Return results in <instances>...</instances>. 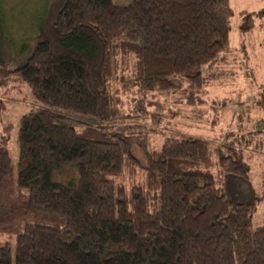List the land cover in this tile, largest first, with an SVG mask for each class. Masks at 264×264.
I'll return each instance as SVG.
<instances>
[{
  "label": "trees",
  "instance_id": "16d2710c",
  "mask_svg": "<svg viewBox=\"0 0 264 264\" xmlns=\"http://www.w3.org/2000/svg\"><path fill=\"white\" fill-rule=\"evenodd\" d=\"M45 9L10 72L33 104L19 119L16 165L0 137V182L15 175L29 209L59 222L24 224L13 251L0 242V264H264L255 201L223 190L228 176L248 179L241 148L173 133L159 118L161 97L193 106L209 86L230 50L229 0H49Z\"/></svg>",
  "mask_w": 264,
  "mask_h": 264
},
{
  "label": "rangeland",
  "instance_id": "374dc122",
  "mask_svg": "<svg viewBox=\"0 0 264 264\" xmlns=\"http://www.w3.org/2000/svg\"><path fill=\"white\" fill-rule=\"evenodd\" d=\"M113 1L117 5L131 2ZM47 3L49 0H0V137L7 138L13 165L18 157L19 119L31 108L33 96L27 85L12 80L10 72L24 63ZM229 4L233 12L230 50L209 71V86L193 97L197 99L193 106L181 101L178 94L177 98L161 97L164 111L159 118L173 133H190L212 140L217 147L241 148L249 167L248 179L228 176L223 190L234 203L255 201L252 226L257 227L264 220V0H229ZM240 27L247 29L243 32ZM130 97L123 96V102L129 103ZM198 97L205 101L198 102ZM168 135L153 133L151 144L159 147ZM27 198L26 192L18 190L15 175L0 182V242L10 243L12 251L15 235L24 224L59 222L31 211Z\"/></svg>",
  "mask_w": 264,
  "mask_h": 264
}]
</instances>
